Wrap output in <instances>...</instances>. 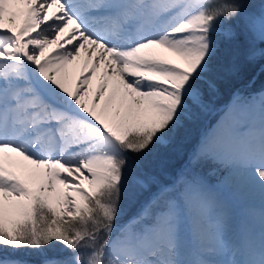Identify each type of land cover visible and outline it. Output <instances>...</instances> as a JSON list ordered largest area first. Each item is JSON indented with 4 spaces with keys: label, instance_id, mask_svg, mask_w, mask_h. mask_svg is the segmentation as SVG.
<instances>
[{
    "label": "snow or ice",
    "instance_id": "6c2138e0",
    "mask_svg": "<svg viewBox=\"0 0 264 264\" xmlns=\"http://www.w3.org/2000/svg\"><path fill=\"white\" fill-rule=\"evenodd\" d=\"M241 38L264 55V0H0V264L57 244L43 264H264V94L234 97L179 187L147 160L208 109ZM220 165L261 194L238 236L200 175Z\"/></svg>",
    "mask_w": 264,
    "mask_h": 264
},
{
    "label": "trees",
    "instance_id": "16d2710c",
    "mask_svg": "<svg viewBox=\"0 0 264 264\" xmlns=\"http://www.w3.org/2000/svg\"><path fill=\"white\" fill-rule=\"evenodd\" d=\"M240 48V49H239ZM241 48L240 45L236 48L239 49V52L241 53ZM225 55V57L232 52H224L222 51ZM241 55H243L241 53ZM245 56V55H243ZM259 56V57H257ZM256 59L253 61V64H249L245 71L242 72L240 75H236L233 78L231 76H227L226 78H220L219 75L216 73V79H217V86L220 88L217 94V98L215 100H211L212 104L209 105L210 110L206 111L205 116L199 117L195 122L190 123L191 127L193 129V132L188 131L186 133L185 138H182V140L179 141V139L176 138V140L169 146L167 147H162V148H157L154 150L161 153L160 155L162 157V164L160 166L157 163V155L159 153L154 154L151 153L149 155V170L151 172H155L159 174L160 181L157 183V186L163 185V184H176L178 187L180 179L177 180V171H179L183 174L187 171V161L189 157L191 156L190 152L193 148V144L197 141V136L200 132L203 131V125L205 124V117L211 112L214 111L218 108V106L221 104H224L227 102L228 99L232 96V94L235 91V96L240 95L244 97H249V96H254V94H257L259 90L264 91V66L262 65L264 62V55H257ZM246 57V56H245ZM243 58V57H242ZM240 62V67L244 66L246 64L243 63L242 61ZM226 63V62H225ZM261 65V66H260ZM260 66V68L257 70V67ZM252 96V97H253ZM210 117L214 119V115L211 114ZM181 133V132H180ZM188 134V135H187ZM188 154H190L188 156ZM147 158V160H148ZM159 158V157H158ZM207 168L212 167V166H206ZM226 168L220 167L219 170L221 172L226 171ZM155 188H153V191ZM150 193H145L144 198H147ZM142 201H139V203L136 205L135 210L138 212L140 209V203ZM132 210L128 211L127 215L124 216V219H122V222L127 221L132 215ZM28 253H30V256H25L23 259L25 264L29 263H34V264H41L42 258L45 256L49 257H63L67 255V250L66 249H60L59 247L55 248H45L42 252L41 251H36L27 249ZM7 252H11V250H6ZM18 256V258L24 257V250L19 251L15 254L14 257Z\"/></svg>",
    "mask_w": 264,
    "mask_h": 264
},
{
    "label": "rangeland",
    "instance_id": "374dc122",
    "mask_svg": "<svg viewBox=\"0 0 264 264\" xmlns=\"http://www.w3.org/2000/svg\"><path fill=\"white\" fill-rule=\"evenodd\" d=\"M248 2L250 4V6L253 9H255V10H259V8L261 7V4H262V0H248ZM240 47H242L241 48V53L243 55H245L246 57L243 56V55H241V53L239 52V49L240 48L239 49H235L234 51H232L231 54L227 55L226 57L224 56L225 54L223 52H221L218 55L217 60L215 61V63H216V66H217V72L216 73H217V75H219L220 78H226L227 76H231L233 78L236 75L242 74V72L245 71L246 67L249 64H251V65L253 64V61L256 59V57L253 58V59H249L248 58L247 51H246V47L244 46V43H243V38H241ZM256 47H257V49H264V44H259L258 43L256 45ZM261 56H263V55H261ZM257 57H259V56H257ZM242 60H243V63L246 64V65L240 67V62L239 61H242ZM219 89L220 88L217 86V90L212 95L211 100H215L217 98L216 96L218 94ZM261 94H264V92L259 90L257 94H254V96L256 98H258ZM210 104H212V101H210ZM233 104H234V99H229V101H227V103L225 104L224 108H221L220 110L217 111V114L213 117L214 119H212L210 117V115L212 114V111L207 115V117H205V119H204L205 124L203 125V128H202L203 131L200 132L199 135L197 136V142L194 143L192 150L196 149L197 146L207 136H209L212 132H214L217 129V127L219 126V123L222 121L225 113L228 111L229 107L232 106ZM210 108L211 107H208V109L206 111L210 110ZM206 111H204L200 115V117L203 118L205 116ZM242 124H243V121H240V125H237L236 126V131L237 132H239L242 129V127H241ZM188 131L193 132V129H192L190 123L181 131V133L178 135L177 139H179V141H180V140H182V138H185L186 133H188ZM155 152L157 154L159 153L157 151H155ZM153 153H154V151H153ZM156 153H154V154H156ZM160 155H162V154L159 153V155H157L159 157V158L157 157V159H158L157 160L158 161L157 163H159L158 164L159 166H160V164H162V157ZM148 161H149V158H148ZM223 166L224 165H220V166L214 167V168L209 167V168H212V171H209V168H207L205 166V167H203L200 170V175L204 178V180H205V182H206L209 190L211 192H213L216 196H218V191H216V187L219 184H222L223 183V185L226 188L229 189L228 190L229 193L227 194V198H226V200L229 201V204L226 205V208H228L229 211H232L233 213L238 214L237 213L236 206L237 207L238 206H241V208L243 207L242 208L243 213H245V211L247 210V207H244V205L245 204L250 205L251 202H253V199H255L256 197L257 198H259V197L261 198L260 191H258L256 189L257 188L256 186H255L256 188H252L251 189V186L252 185L250 183H247L245 181H242L239 178L238 179H231V176H232L233 173H229L227 170L224 171V172H221L219 170V168L220 167H223ZM224 168H225V166H224ZM152 173L155 176L156 182L159 183V181H160V178L158 177L159 174L158 173H155V172H152ZM178 173H179V175L176 176V178L177 179H180V181H179V184H180V182L183 180L184 176H183V174L180 175L179 170H178ZM246 185H248L249 187H247ZM178 187H179V185H178ZM246 187L249 188V189H246ZM238 190H239V193H238ZM232 194H234V195H232ZM247 194L248 195L250 194V195L248 196ZM239 195H241L242 197L241 196L239 197ZM246 197H247V199H246ZM219 201H220V198H219ZM138 203H139V201H128V200H125L123 202V205H122V207H123V215L125 213H127V211H130L131 209H135V207H136V205ZM239 203H240V205H239ZM186 227H187V225H186ZM56 246L59 247L60 249H63V246L62 245L57 244V245H55V247ZM22 250H24V257L18 258V256H16L14 258L19 259L21 261H24L23 259L25 258V256H27V255L30 256L31 255L30 253L27 252L28 251L27 249H21L19 251H22ZM29 251H30V249H29ZM46 258H51V257L45 256V258H42V260H41L40 263L43 264V261ZM29 264H34V263L31 262Z\"/></svg>",
    "mask_w": 264,
    "mask_h": 264
},
{
    "label": "bare ground",
    "instance_id": "6f19581e",
    "mask_svg": "<svg viewBox=\"0 0 264 264\" xmlns=\"http://www.w3.org/2000/svg\"><path fill=\"white\" fill-rule=\"evenodd\" d=\"M77 73H78V66H76V67H74L73 69H72V72H71V76H70V86H72V87H74L75 86V78H76V75H77ZM94 86H95V81H94ZM241 132L243 131V128L240 130ZM239 131V132H240ZM231 179H238V176H237V174H235V173H233L232 174V176H231ZM252 185V184H251ZM247 187H249L248 185H246ZM256 185H252L251 186V189L252 188H256L258 191H259V187L258 186H256ZM246 187V189H249V188H247ZM235 188V187H234ZM231 189V188H230ZM238 189V188H237ZM228 188H226L224 185H223V183L222 184H219L217 187H216V191H218V196H219V198H220V204L230 213V215H231V218H232V226H233V232L238 236L239 235V231H240V227H241V224H242V222L244 221V213H243V211H242V208H241V206H236V209H237V213L238 214H235V213H233L232 211H229V209L228 208H226V205H228L229 204V201H227L226 200V198H227V194L229 193L228 192ZM253 191V190H252ZM237 192V191H236ZM217 193V192H216ZM233 193V192H232ZM238 193H239V190H238ZM245 194V193H244ZM254 194V193H253ZM232 195H234V194H232ZM246 195V194H245ZM248 195V194H247ZM250 195V194H249ZM248 195V196H249ZM238 196V195H237ZM241 195H239V197H240ZM244 196V195H243ZM236 197V196H235ZM242 197V196H241ZM233 199V198H232ZM238 199V198H237ZM246 199H247V197H246ZM252 199V198H251ZM250 199V200H251ZM238 201V200H237ZM245 202V201H244ZM243 203V202H242ZM260 203H261V198L259 197V198H255V199H253V202H251V204L250 205H247V204H245L244 205V207H247V209H249V208H259V206H260ZM249 204V203H248ZM239 205H240V203H239ZM233 207V206H232ZM234 208V207H233Z\"/></svg>",
    "mask_w": 264,
    "mask_h": 264
}]
</instances>
